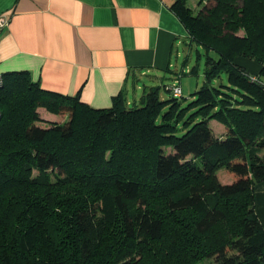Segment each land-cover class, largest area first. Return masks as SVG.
<instances>
[{"label":"trees","instance_id":"obj_1","mask_svg":"<svg viewBox=\"0 0 264 264\" xmlns=\"http://www.w3.org/2000/svg\"><path fill=\"white\" fill-rule=\"evenodd\" d=\"M186 1L171 11L196 62L205 55V83L188 102L162 82L137 103L120 93L95 109L27 71L1 75L0 264H264L253 192L264 180V57L229 47L237 0H206L195 14ZM220 73L233 88L209 86ZM38 107L68 119L38 126Z\"/></svg>","mask_w":264,"mask_h":264},{"label":"crops","instance_id":"obj_2","mask_svg":"<svg viewBox=\"0 0 264 264\" xmlns=\"http://www.w3.org/2000/svg\"><path fill=\"white\" fill-rule=\"evenodd\" d=\"M174 2L0 0V15L11 16L0 31V75L27 71L41 88L78 95L80 102L95 109L111 107L120 93L128 104L137 103L145 87L153 86L149 83H164L163 72L174 79L191 69L186 59L172 70L174 50L191 47L171 11ZM250 70L257 73L259 68ZM142 78L147 84L140 85ZM218 128L211 130L221 139L225 129ZM253 192L254 211L264 228V180Z\"/></svg>","mask_w":264,"mask_h":264},{"label":"rangeland","instance_id":"obj_3","mask_svg":"<svg viewBox=\"0 0 264 264\" xmlns=\"http://www.w3.org/2000/svg\"><path fill=\"white\" fill-rule=\"evenodd\" d=\"M237 1L238 3L236 5V18L238 19V24L236 23V39L231 40V42L229 43V47L232 46L234 50H236V54L242 51H248L253 55H258V57H264V0ZM205 2L206 0H187L185 5L192 10L193 14H195L201 9L202 5H204ZM195 48V44H192L190 48L187 47L186 49L184 45H180L177 49L174 50L171 62L173 66L172 70H174L176 67H178L179 69L181 63L187 58L188 66L186 67L190 69L193 65L197 64L198 70L196 72H185L179 77H176V79H171L169 73L164 74L163 72L162 74L163 77L166 76V79H163L165 84L169 86L176 84L180 87V89L182 90V94L180 97L184 98L186 102L191 100L192 93L199 90L205 83V79L203 77L205 55L203 54V51L199 49L202 55L196 62ZM236 63L246 67L249 72L251 71L250 69L257 66L252 61L240 57H236ZM252 74H256L257 76L258 72ZM145 79L146 78L140 79V85H142L143 83L147 84V80ZM251 81L253 80L251 79ZM149 84L161 85L160 83L154 82ZM209 86H212L216 89H221L223 91H227V89L221 86H229L230 88L234 87L228 81V77L225 73H220L218 77L211 79ZM236 90H238L239 93L247 94L246 90L238 85H236ZM140 94L141 92H139V95ZM236 94L240 97L238 93ZM170 95L171 94L165 92L164 90L161 91V97H163L164 99H167L168 97H170ZM128 97L131 100L133 94L129 92ZM250 109L254 110V107H250ZM35 111L38 117L35 123L36 125L41 127L50 128L54 124H63L68 119L67 115H59L53 113L44 107H38ZM209 125L214 132L219 131L220 128H218V126H221L222 129H225L223 125L214 120L211 121ZM36 174V171H34L33 175L35 176ZM216 175L219 181L223 184H230L232 182L231 176L224 169H219ZM50 177L52 178L53 176Z\"/></svg>","mask_w":264,"mask_h":264},{"label":"built area","instance_id":"obj_4","mask_svg":"<svg viewBox=\"0 0 264 264\" xmlns=\"http://www.w3.org/2000/svg\"><path fill=\"white\" fill-rule=\"evenodd\" d=\"M10 15L9 14H1L0 15V31L3 30L4 28H6L10 22ZM252 80H254V78H252ZM3 85V77L0 75V88ZM172 94L175 97H180L181 96V90L180 87L178 85H173L172 86Z\"/></svg>","mask_w":264,"mask_h":264}]
</instances>
